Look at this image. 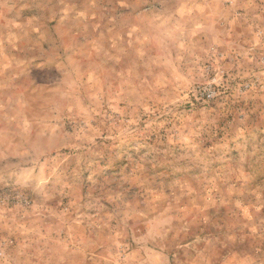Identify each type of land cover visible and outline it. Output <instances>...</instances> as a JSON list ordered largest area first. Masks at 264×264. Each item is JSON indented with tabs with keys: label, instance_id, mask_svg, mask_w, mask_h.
I'll list each match as a JSON object with an SVG mask.
<instances>
[{
	"label": "rangeland",
	"instance_id": "1",
	"mask_svg": "<svg viewBox=\"0 0 264 264\" xmlns=\"http://www.w3.org/2000/svg\"><path fill=\"white\" fill-rule=\"evenodd\" d=\"M0 264H264V0H0Z\"/></svg>",
	"mask_w": 264,
	"mask_h": 264
}]
</instances>
